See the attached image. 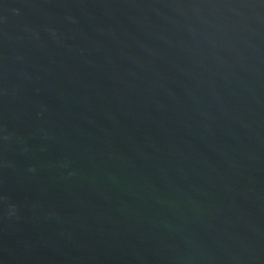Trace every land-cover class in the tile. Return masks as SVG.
I'll return each mask as SVG.
<instances>
[{
	"label": "water",
	"instance_id": "95a60500",
	"mask_svg": "<svg viewBox=\"0 0 264 264\" xmlns=\"http://www.w3.org/2000/svg\"><path fill=\"white\" fill-rule=\"evenodd\" d=\"M0 264H264V0H0Z\"/></svg>",
	"mask_w": 264,
	"mask_h": 264
}]
</instances>
